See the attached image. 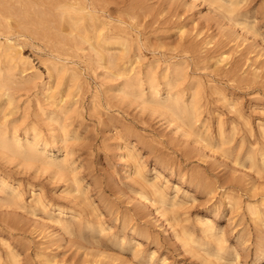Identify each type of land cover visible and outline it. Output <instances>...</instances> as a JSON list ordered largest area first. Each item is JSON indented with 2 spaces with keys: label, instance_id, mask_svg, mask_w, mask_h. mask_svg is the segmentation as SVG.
<instances>
[{
  "label": "rangeland",
  "instance_id": "rangeland-1",
  "mask_svg": "<svg viewBox=\"0 0 264 264\" xmlns=\"http://www.w3.org/2000/svg\"><path fill=\"white\" fill-rule=\"evenodd\" d=\"M0 71V264H264V0H0Z\"/></svg>",
  "mask_w": 264,
  "mask_h": 264
},
{
  "label": "bare ground",
  "instance_id": "bare-ground-1",
  "mask_svg": "<svg viewBox=\"0 0 264 264\" xmlns=\"http://www.w3.org/2000/svg\"><path fill=\"white\" fill-rule=\"evenodd\" d=\"M81 2H82V1H81ZM224 3H225V2H224ZM71 5H72V4H71ZM223 5H225V4H223ZM77 7H78V5H77ZM72 8H73V6H72ZM80 8H81V7H80ZM83 8H84V7H83ZM64 9H65V8H64ZM74 10H75V8H74ZM65 11H66V9H65ZM83 11H84V10H83ZM75 12H76V11H75ZM64 13H65V12H64ZM64 13H63V14H64ZM78 13H79V12H78ZM83 13H84V12H83ZM67 14H68V13H67ZM79 16H80V15H79ZM69 18H70V17H69ZM70 19H71V18H70ZM78 19H79V18H78ZM242 19H243V18H242ZM84 23H85V22H84ZM228 23H229V22H228ZM246 23H247V22H246ZM82 24H83V23H82ZM82 24H81V25H82ZM252 24H253V23H252ZM85 25H86V24H85ZM95 26H96V25H95ZM47 28H48V27H47ZM101 28H103V27H101ZM104 28H105V27H104ZM106 28H107V27H106ZM30 29H31V28H30ZM30 29H29V30H30ZM85 29H86V28H85ZM91 29H93V27H92ZM109 29H110V28H109ZM78 30H79V29H78ZM98 31H99V30H98ZM101 31H102V29H101ZM103 31H105V30H103ZM93 34H94V33H93ZM80 35H81V33H80ZM85 35H86V34H85ZM73 37H74V35H73ZM82 37H83V36H82ZM87 37H88V36H86V38H87ZM92 37H93V36H92ZM121 37H122V36H121ZM69 38H70V37H69ZM119 38H120V37H119ZM7 39H8V38H7ZM93 39H94V38H93ZM110 39H111V38L106 39V40L108 41V40H110ZM62 40H63V39H62ZM68 40H69V39H68ZM88 40H89V39H88ZM106 40H105V41H106ZM111 40H112V39H111ZM114 40H115V38H114ZM76 41H77V40H76ZM95 41H96V42H95V44H96V43H97V40H95ZM98 41H99V38H98ZM99 42H100V41H99ZM99 42H98V44H99ZM92 43H93V42H92ZM101 43H102V41H101ZM106 43H107V42H106ZM116 43H117V42H116ZM76 44H77V43H76ZM114 44H115V43H114ZM118 44H120V43H118ZM102 48H103V47H102ZM102 48H101V49H102ZM98 49H100V48H98ZM101 49H100V50H101ZM102 50H104V49H102ZM104 52H105V51H104ZM104 52L102 51L101 53L104 54ZM106 52H107V50H106ZM108 52L110 53L109 50H108ZM112 53H113V52H112ZM19 54H20V53H19ZM103 54H102V55H103ZM113 54H114V53H113ZM113 54H112V56H113ZM99 55H100V54H99ZM104 55H105V54H104ZM108 55H109V54H108ZM109 56H110V55H109ZM105 57H106V55H105ZM101 58H102V57H100V60H101ZM102 59H103V58H102ZM110 60H111V59H110ZM115 62H116V61H115ZM6 64H7V63H6ZM5 70H6V68H5ZM0 72H1V71H0ZM73 75H74V74H73ZM6 76H7V75H6ZM119 76H120V73H119ZM167 78H168V77H167ZM0 79H1V78H0ZM7 80H8V79H7ZM141 81H142V80H141ZM141 81H140V82H141ZM1 85H2V84H1ZM167 85H168V83H167ZM4 86H5V85H4ZM140 86H141V85H140ZM152 87H153V86H152ZM168 87H169V86H168ZM1 88L3 89V87H1ZM157 88H158V86H157ZM155 89H156V87H155ZM163 90H164V89H163ZM157 91H158V90H157ZM158 92H159V91H158ZM159 93H161V92H159ZM152 95H153V94H152ZM157 95H158V94H157ZM168 96H169V95H168ZM168 96H167V97H168ZM171 97H172V96H171ZM168 98H169V97H168ZM165 99H167V98H165ZM167 100H168V99H167ZM194 100H195V99H194ZM165 101H166V100H165ZM176 104H177V103H176ZM175 118H176V117H175ZM178 120H179V119H178ZM24 134H25V133H24ZM26 134H27V133H26ZM5 135H6V133H5ZM14 135H15V134L13 133V136H14ZM35 135H36V134H35ZM1 137H2V136H0V139H1ZM3 137H4V135H3ZM15 137H16V136H15ZM15 137H14V139H15ZM21 137H22V136H21ZM24 137H25V140H24V139H23V140H24L25 142H22V143H21V145H22L23 147L26 146V143L28 142V139H29L27 135L24 136ZM24 137H23V138H24ZM12 138H13V137H11V141H12ZM34 138H35V137H34ZM8 139H9V138H8ZM8 139H6V142H7ZM14 139H13V141H14ZM36 139H37V138H36ZM3 140H4V139H3ZM32 140H33V139H32ZM15 141H17V140H15ZM15 141H14V142H15ZM20 141H21V139H20ZM29 141H30V140H29ZM34 141H35V140H34ZM202 141H203V140H202ZM38 142H39V141H38ZM3 144L5 145V142H4ZM17 144H18V143H17ZM36 144H37V143H36ZM36 144H35V145H36ZM37 145H38V144H37ZM44 145H46V144L44 143ZM19 146H20V145H19ZM52 146H53V145H52ZM23 147H22V148H23ZM46 148H47V147H46ZM47 149H48V148H47ZM4 150H5V149H4ZM21 151H22V150H21ZM26 151H27V150H25V152H26ZM48 152H49V151H48ZM28 153H29V152H28ZM39 153H40V152H39ZM46 153H47V151H46ZM46 155H47V154H46ZM51 155H53V154H51ZM30 156L33 157L34 154H33V155L30 154ZM55 156H56V155H55ZM55 158H56V157H55ZM263 158H264V157H263ZM56 159H57V158H56ZM29 162H30V161H29ZM235 162H236V161H235ZM31 163H32V162H31ZM138 168H139V166H138ZM141 176H142V175H141ZM141 176H140V177H141ZM5 183H6V181H5ZM253 212H254V211H253ZM205 219H206V218H205ZM208 221H209V220H206V222H205V221H204V222H205L206 224H208ZM202 223H203V221H202ZM206 224H205V225H206ZM209 224H212V223L209 222ZM209 224L206 225V229H207V231H208V226H209V230H210V229L213 230V228H211L212 225L210 226ZM261 224H262V223H261ZM214 229H215V227H214ZM210 232H211V231H210ZM211 233H212V232H211ZM206 234H207V232H206ZM187 235H188V234H187ZM208 235H209V234H208ZM210 238H212V236H210ZM210 238H209V239H210ZM213 238H214V233H213ZM118 240H119V239H118ZM213 240H215V238H214ZM187 241H188V240H187ZM214 242H216V241H214ZM186 243H187V242H186ZM186 243H185V244H186ZM207 243H209V241H207ZM216 243H217V242H216ZM259 244H260V243H259ZM215 245H216V244H215ZM224 245H225V244H224ZM204 246H205V245H204ZM260 246H261V244H260ZM220 247H221V246H220ZM262 247H263V246H262ZM262 247H261V248H262ZM209 248H210V247H209ZM224 248H225V247H224ZM225 249H226V248H225ZM256 249H257V248H256ZM205 250H206V249H205ZM207 250H208V249H207ZM210 250H211V249H210ZM212 250H213V249H212ZM227 250H228V249H227ZM208 251H209V250H208ZM218 251H219V250H218ZM258 251H259V250H258ZM221 252H222V251H220V253H221ZM224 252H226V251H224ZM224 252H223V253H224ZM217 255H218V254H217ZM256 257H257V256H256ZM258 258H259V257H258ZM258 258H257V261H258Z\"/></svg>",
  "mask_w": 264,
  "mask_h": 264
}]
</instances>
